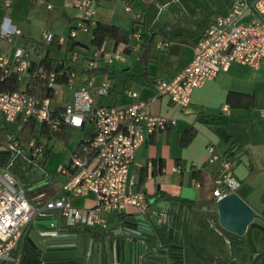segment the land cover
Returning a JSON list of instances; mask_svg holds the SVG:
<instances>
[{
  "label": "crops",
  "instance_id": "0c3cea01",
  "mask_svg": "<svg viewBox=\"0 0 264 264\" xmlns=\"http://www.w3.org/2000/svg\"><path fill=\"white\" fill-rule=\"evenodd\" d=\"M4 1L0 2V8L2 7L4 13L3 16H0V24L4 18H7L20 31V35L13 37L11 44L2 45V49L5 48L4 53L12 54L15 48H20L28 52V60H39L42 56L48 54L52 59H71L75 63L77 73H75L71 83L66 85L69 87L64 90V98H61V94L55 91L53 98L50 99L52 110H59L70 102L75 90L90 78H93L95 86L103 79H108L110 82L108 95L106 97L95 96L98 105L116 108L126 107L134 101L128 96L130 92H133L140 99L149 101L148 112L151 115L174 121V124L166 129L147 136L146 140L136 150L134 159L129 165V184L135 192L145 194L148 201V210L142 211L139 208H130L123 214L103 213L102 217L107 223V228L95 227L90 229L108 232L132 215L145 214L152 220L154 227L168 229L173 235L179 233L180 236L186 237L190 230L192 217L195 215V213H191L190 218H188L189 209L199 211L210 203L208 201L213 198L211 181L214 183V177L218 175L220 167L218 162H209L210 155L206 150L208 146L213 147L214 153L224 155L232 160L234 164L233 175L238 161H241L242 157L245 158L243 164L247 174L244 180H239L245 185L251 181L258 188L264 187V130H259L257 127L259 122H264L259 118V111L264 108V64L258 68H253L236 62L231 63L225 71L219 72L213 80L208 81L201 88L194 89L190 104L184 110L177 108L166 96L150 100L155 94V83L160 80H172L183 71L192 59L193 47L212 20L218 15L226 14L232 3L237 0H217V2L201 0L207 10L206 16L194 28H184L179 32L169 33L168 35L154 32L152 30L154 24L147 28L145 15L140 4L141 0H94L98 9L94 16L95 19L94 17L92 19L93 26L96 23L113 25L128 33L131 37L128 44L116 45L112 41L104 43L102 46L104 52L109 54L115 50H120L122 55H135L140 68L137 71L132 70V64L127 65L128 60L124 56V62L114 58L108 59V62L101 59L98 61L96 68H90L89 61L93 59L94 48L83 42L82 38H79L83 34L89 35L90 42V33H78L75 41L66 42L63 45L57 42V44L45 46L41 41L38 42L32 38V27L40 22L48 25L50 22L43 20L47 18L51 20L53 9L58 11L56 19H62L63 23L67 24L68 29L67 36L58 34L55 31H52V33L56 36L68 37L70 30L76 27L75 21L80 13L73 6L75 0H11L10 7L7 10L3 8ZM181 1L187 7L188 0ZM169 2H173V0ZM155 3L161 5V10L165 9V4H161V1L148 0L150 5L155 6ZM38 5L46 7V11L49 12L47 18L42 17L37 10ZM120 7L124 8L126 14H140V21L135 23L133 17L130 23V19L119 12ZM127 7L130 8V12L126 11ZM133 9H135L134 12ZM249 17L250 14H247L245 19ZM42 30L45 31V29ZM135 32L140 34L138 41L132 37ZM149 43L152 44V47L147 55L141 57V47L147 46ZM108 44H110V50L107 51ZM164 44H167V46ZM136 45H138V48L135 50ZM119 65H124L125 68L121 70ZM99 68H106L107 72L102 75L90 76L87 71ZM26 82L27 75L21 78V90L25 88ZM70 85H72V88H70ZM134 85L136 88H133ZM229 93L244 96L245 100L252 101V105L250 108L239 106L238 103L235 106H229L225 103ZM207 119L212 122H206ZM243 119L246 120V133L251 130L255 132L257 141L246 152L242 153V145L236 136L239 135L238 126L241 125ZM25 121L22 117H18L14 123H21L22 128ZM188 127H192L196 133L190 143L183 146L180 143V137ZM40 128L41 124H39V134ZM67 129H65L64 134H53L51 138L40 134L44 140L36 142L42 147V152L36 157L37 159L32 160L25 152H22L24 156L28 157L26 167L29 165L30 173L37 168H46L50 157L55 154H57L56 156H62L67 153L69 155L68 162L62 167L68 166L70 157L78 143L92 137L94 124L86 122L81 129L70 128L73 132L70 135ZM26 150L28 152V149ZM53 152L55 153L53 154ZM250 157L252 161H248ZM43 158L45 160L42 166L40 161ZM153 160L163 161L164 167L160 174L153 172L154 167L151 164ZM14 165L18 168V172H12ZM143 171L144 181L141 182ZM195 171L201 172L202 181L195 177ZM11 172L20 181L30 203L35 206H42L61 194L60 189L63 184L58 188L54 187L50 181V176L44 179L34 178L33 181L26 183L24 177L29 172L24 166L17 165L15 162L11 167ZM71 204L81 209L91 208L94 205V197L92 194L84 197H73ZM31 223L34 226L43 225L47 228L56 225L66 227L60 213L55 210L47 211L38 221L34 219ZM84 228L86 227L76 226L72 229L80 230ZM198 233L197 230L193 238L194 248L202 257H213L215 254L211 253L210 250H206L203 240L197 238ZM13 252L16 253V251ZM16 255L19 258V253H16ZM14 263H16V260Z\"/></svg>",
  "mask_w": 264,
  "mask_h": 264
},
{
  "label": "built area",
  "instance_id": "2783aa9c",
  "mask_svg": "<svg viewBox=\"0 0 264 264\" xmlns=\"http://www.w3.org/2000/svg\"><path fill=\"white\" fill-rule=\"evenodd\" d=\"M10 1H4L5 10L10 7ZM73 6L81 13L79 24L70 30L68 37L43 31L41 40L45 46L55 38L58 44L63 45L75 41L78 33L91 32L95 15L93 0H75ZM126 11L130 12V8L127 7ZM247 14L250 17L245 19ZM133 17L135 23L140 21V14ZM17 35H20V31L4 18L0 24V68L16 63V71L22 78L29 65L28 52L15 48L12 54H6L1 50L3 44H11ZM132 37L138 41L140 34L135 32ZM137 48L138 45L134 47L135 50ZM113 57L124 62L120 50L108 54L101 47L94 51L89 67L96 68L99 60L108 62ZM234 62L253 68L264 64V0H237L226 14L216 16L193 47L189 64L176 78L157 81L155 94L150 100L166 96L177 108L184 110L190 104L194 89L203 87ZM49 86H53V75H50ZM109 89L108 79L95 86L93 78H90L75 90L72 100L56 113L51 109L50 99L40 100L26 95L22 90L0 92V122L14 123L18 117H22L39 124L45 123L52 131H56L58 125L81 129L86 122L94 124L89 144L81 147L80 153H72L68 166L60 168V173L67 177L60 189L61 194L42 206H35L27 199L20 181L11 172L14 160L8 167L3 166V171L0 169V262H15L10 253L15 251L24 229L47 211H58L68 228L106 229L103 213L123 214L130 208L148 210L145 194L135 192L129 184V165L147 136L166 129L174 121L151 115L148 112L149 101L140 99L133 92L128 96L134 101L126 107L98 105L95 96L106 97ZM259 118L264 120V108L259 111ZM30 142L28 152L32 158H36L41 154L42 147L34 141ZM12 147L16 148V143ZM206 150L210 155L209 162H218L220 167L218 175L214 177V200L236 194L242 182L233 175L232 160L214 153L212 146ZM89 194L94 197L91 208L81 209L71 204L73 197Z\"/></svg>",
  "mask_w": 264,
  "mask_h": 264
},
{
  "label": "water",
  "instance_id": "95a60500",
  "mask_svg": "<svg viewBox=\"0 0 264 264\" xmlns=\"http://www.w3.org/2000/svg\"><path fill=\"white\" fill-rule=\"evenodd\" d=\"M5 162H1L0 169ZM197 212L189 209L188 218L191 213L195 215L187 238L154 227L145 214L132 215L108 232L59 225L47 228L30 223L15 249L19 253L18 264L31 261V264H227L238 260L234 254L225 255L219 248H210L215 254L213 257H202L194 248L193 238L197 230V238L204 242L210 231L243 237V228L251 223L252 215L239 196L231 194L214 200ZM253 229L260 230V227L250 224L245 235L253 256L252 264L264 256V252L257 253L251 236ZM205 244L208 246V241Z\"/></svg>",
  "mask_w": 264,
  "mask_h": 264
},
{
  "label": "rangeland",
  "instance_id": "374dc122",
  "mask_svg": "<svg viewBox=\"0 0 264 264\" xmlns=\"http://www.w3.org/2000/svg\"><path fill=\"white\" fill-rule=\"evenodd\" d=\"M1 1H3V0H0V2ZM160 1L162 2L161 4H165L164 5L165 9L161 10V5L157 4V3H155V6L148 4V0H141L140 1V4L142 5V9H143V14L145 15V24H146L147 28H149L151 25L154 24L152 26V30L154 32H160V33H163L165 35H168L169 33L179 32L184 28L192 29L207 14V10L204 8L203 2H202L203 0L202 1L201 0H188L187 1V7L184 6V3L181 0H173V2H169L171 0H157V2H160ZM213 1L217 2V0H213ZM219 1H218V3H219ZM93 2H94L95 15H96L98 7L95 5L94 0H93ZM37 10L41 13L42 17L47 18L49 12L46 11L45 6L43 7L41 5H38ZM134 10L135 9H133V12H134ZM119 12L122 15L128 17L130 19V23H131V19H133L134 13L126 14L124 12L123 7L119 8ZM38 13H36V14H38ZM3 14L4 13H3V10L1 7L0 8V16H3ZM57 15H58V11L56 9H53L52 14H51V20H49L48 18L43 20L45 22H50L48 25H46V23L42 24V22H40L39 24L36 23L31 29L32 38H34V40H37L38 42L41 41V43L44 44L41 40V34L43 32L42 29H45V31H48V32L50 31L51 33H52V31L53 32L55 31L58 34H62L64 36H67L68 26H67V24L65 25L63 23L62 19L57 20L56 19ZM80 18H81V13L78 14V19L75 21L76 26L79 24ZM94 19H95V17H94ZM49 28H50V30H49ZM79 38L80 39L82 38L83 42H85L86 44H90V42H89L90 36L89 35L83 34ZM4 49L5 48L3 47V49H2V46H1L2 52ZM108 50H110V44L107 45V51ZM89 54H90V51H89ZM123 56L126 58V60H128L127 65L132 64V70L133 71H137L140 69L139 65L137 64V60L135 58V55L123 54ZM119 66H120L119 68L121 70L125 68L124 65L123 66L119 65ZM120 82H121V80H120ZM67 87H69V86L56 85L55 91L59 92L61 94V98H64L63 97L65 95L64 90L67 89ZM70 88H72V85H70ZM133 88H136V86L134 85ZM245 123H246V120L243 119V121L241 122V125L238 126L239 135L236 136V138L238 139V141L242 145V147H241L242 153L246 152L247 149L251 145H253V143H255L257 141V136L255 135V132H253L251 130V131H249V133H246ZM21 126H22L21 123H19V124L18 123H12L11 124V123H6L4 121H2L0 123V142L7 143V139H8V136L10 134L13 137H17V141L14 142V143H16L17 147L14 148L11 145L13 157L11 160H9L8 162L5 163L4 168L8 167L9 163L15 159L14 162L17 163V165H20L22 167L24 166L26 168L27 172H29V169H30L29 165L26 167V164L28 162V157L24 156V154L22 153V150L28 149V146L31 143L30 141H34V142L43 141L44 138L38 132L39 131V124L35 125L31 134L24 133L22 131L23 127L21 128ZM257 127L259 130H264V122H259L257 124ZM67 130H68L69 135L71 133H73L70 128H68ZM11 141H12V139H11ZM35 144L40 145L38 143H35ZM54 153L55 152H53V154ZM56 155L57 154L50 157L49 163L46 166V168H44V167L37 168L35 171H33L31 173L29 172V174L24 177L26 183L33 181L34 178L44 179V178H47L48 176H50V178H51L50 181L53 183V186L56 188H58L63 183H65L66 177L60 173V168L62 167V165L67 164L68 159H69V155L67 153H64L62 156H56ZM239 155L241 156L240 153H239ZM245 160L246 159L242 157L241 161H238V165L235 167L234 176L238 180L239 179L244 180L246 177L247 171L244 168V164H243V162H245ZM235 163L237 164V162H235ZM17 169L18 168H16L14 165V167L12 168V172L13 173L18 172L19 170H17ZM193 191H195V190H193ZM10 257L12 259L16 260V263H14L13 261H6V262H0V264H18V258H17V255L15 252L10 253Z\"/></svg>",
  "mask_w": 264,
  "mask_h": 264
},
{
  "label": "trees",
  "instance_id": "16d2710c",
  "mask_svg": "<svg viewBox=\"0 0 264 264\" xmlns=\"http://www.w3.org/2000/svg\"><path fill=\"white\" fill-rule=\"evenodd\" d=\"M91 41L90 45L94 48V51L101 48L104 43L106 42H114L116 45L118 44H128L130 41V35L126 32L121 31L119 28L113 25L109 24H103V23H96L91 28ZM51 44H57V40L54 39ZM152 47V44L149 43L147 46L141 47V57L148 54L150 48ZM17 64L15 63L12 66H8L6 68H0V92L6 93V92H17L20 91L21 87V78L19 72L16 71ZM90 74V76L93 75H102L107 72L106 68H99L97 70H87ZM75 73H77V68L75 66V63L71 61V59H64V60H55L48 56V54H45L42 56L39 60H29V65L26 69V75H27V82L25 85V88L22 90L26 95L35 97L40 100L44 99H52L54 92H55V86L56 85H68L70 84L71 80L73 79ZM50 75H53V86H49L50 83ZM226 104L229 106H235L237 103L239 106H245L250 108L252 105L251 100H245L244 96L237 95L235 93H229L226 97ZM60 110V109H59ZM59 110H56L55 113ZM52 114V118H54V114ZM206 122H212L210 119H207ZM35 121L33 119H27L23 123V132L26 134H31L34 126ZM65 127L62 125H58L56 131H52L49 129L47 124L42 123L40 128V134L43 136L52 137L53 134H64ZM195 130L192 127H188L184 133L180 137V143L183 146H187L192 138L195 136ZM10 139H12L13 142L17 141L16 137H13L12 135H9ZM91 138L86 141H80L74 150L73 154H77L81 152V147L89 144ZM24 149V148H23ZM22 152H25L29 158H32L31 155H29V152L27 150H22ZM44 158L40 161V164L43 166L44 164ZM153 168V172H156L160 174L162 172V169L164 167V163L162 160H153L151 162ZM194 175L196 178L202 181L201 179V172L195 171ZM144 181V171L141 175V182ZM200 182V181H199ZM211 194L214 189V183L211 181ZM201 184V183H200ZM28 199V197H27ZM29 200V199H28ZM213 201V198L210 199L208 202ZM30 202V201H29ZM33 261H31L32 263ZM30 263V264H31Z\"/></svg>",
  "mask_w": 264,
  "mask_h": 264
},
{
  "label": "flooded vegetation",
  "instance_id": "af4514ba",
  "mask_svg": "<svg viewBox=\"0 0 264 264\" xmlns=\"http://www.w3.org/2000/svg\"><path fill=\"white\" fill-rule=\"evenodd\" d=\"M11 145L12 141L9 136L7 143L0 142V164L3 161L7 162L12 159L13 153ZM248 161H252V158L250 157ZM250 176L252 177L253 175ZM236 194L239 196L243 205L249 209V212L252 215V221L250 224L260 227V230L253 229L251 231V236L255 241L257 253L264 252V187L258 188L250 181L246 185L241 184V187ZM197 213H200V210ZM250 224L243 228V237H238L224 231L220 235L210 231L206 234L205 242L203 241L205 249L210 250V248H219L224 251L225 255L229 256V254H234L238 260L234 262L229 261L227 264H252V252L246 243L247 238L245 236ZM207 241L208 246L205 244ZM254 264H264V256H262L261 259L256 261Z\"/></svg>",
  "mask_w": 264,
  "mask_h": 264
}]
</instances>
